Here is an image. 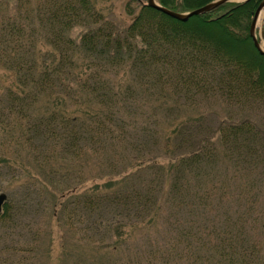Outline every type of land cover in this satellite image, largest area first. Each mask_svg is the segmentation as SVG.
<instances>
[{
	"label": "trees",
	"instance_id": "trees-1",
	"mask_svg": "<svg viewBox=\"0 0 264 264\" xmlns=\"http://www.w3.org/2000/svg\"><path fill=\"white\" fill-rule=\"evenodd\" d=\"M5 1L25 8L0 17V64L26 126L0 159V264H41L35 221L50 215L82 241L110 232L96 264H264V56L250 35L263 0L187 22L137 0L128 26L90 0ZM157 1L185 13L214 0Z\"/></svg>",
	"mask_w": 264,
	"mask_h": 264
},
{
	"label": "rangeland",
	"instance_id": "rangeland-1",
	"mask_svg": "<svg viewBox=\"0 0 264 264\" xmlns=\"http://www.w3.org/2000/svg\"><path fill=\"white\" fill-rule=\"evenodd\" d=\"M39 1L40 0H35V1L30 0L29 1L30 4L34 2L31 5V9L34 6L36 8V6L39 4ZM90 1L93 2V4L95 5L94 7H96V10L98 12H101L105 16L106 19H111L116 22H119V19H120V21L123 22L124 26H128L131 23L134 16L138 13L139 6H140L139 1L137 0L135 1L134 0H90ZM140 1L142 3V2H146L147 0H140ZM5 3L6 4H3L0 6V17L6 14L7 12L10 15H15V17L20 15L19 9H23L21 6L22 5L21 1L18 2V5H20L19 7L17 6L16 1H15V4L14 2H11V4H8L7 1H5ZM128 5H130L131 11H134L133 15L128 14ZM21 17H22V14H21ZM257 30L259 32V29ZM36 39L39 41V45L37 47V50H38L37 53L38 55H40V52L44 53L45 51L48 50V46L45 43L43 38H40L39 36H37ZM41 56H44V55L42 54ZM13 83L14 81H13L12 74L7 73L6 67L0 64V159L5 158L4 154L12 156L14 155L15 152L17 153L21 149L18 146H16V142H18L17 141L18 139H19V143H22L23 141H25L23 131H24V127L26 126V122L20 119L18 114L12 111L9 112V110L12 109V107L19 108L20 104L25 109V105H23L22 103L19 104V103L10 102L9 89L13 87L12 86ZM40 105L42 104L40 103ZM199 109H201L202 113H205V114L214 113V115L216 114L224 115V113L222 112L223 108H221L220 104H217V103H211V102L206 103L204 101L200 103ZM189 114L197 116V113L193 111L189 112ZM19 146L22 147V145H19ZM88 163H89L88 164L89 167L86 168V172H85L86 175L91 176V177L95 176L96 178H98L100 176L99 174L100 169L98 170V167L96 166V162L94 160H91ZM78 168L79 167H77L75 170V167L67 165L66 168L63 169V171L64 173L68 172L67 174L75 175V173L78 171ZM0 182H3L2 184L7 185V182L5 181V177L3 176L2 178H0ZM261 185H263V188H264V182H262ZM0 193H4V192L0 191ZM263 195H264V191L259 193L258 195L259 197L257 198V201H256L257 206L258 204L262 202L263 200L262 197H264ZM245 199L247 200L248 198H245ZM234 206H235V209L240 212L245 211V209L247 208L246 207L247 204L245 200H243L241 204H237ZM251 216L252 218L256 219V215L254 211H252ZM31 219H34V216H31ZM256 220H257V223L255 224H257L256 227L258 228L256 232L261 233V231L259 230V227H261L262 223H264V220L261 221L260 218ZM38 221L39 223L41 222L40 224H42L41 225L42 227L43 225L44 227H46L45 231H46V236H47L46 237L44 235L42 242H40L37 247L39 250L37 251L38 254L36 255H38L41 258V264L43 263H46V264H62V263L63 264H96V263H100L98 259H100L101 257L96 260V258H94L95 257L94 253H98L99 249H102L103 251L106 250V248L101 247L100 245L106 246L105 244L109 241L108 239H110L111 237V234L109 235L110 233L109 231H107L106 229L102 227L101 232L98 233L97 232L98 230H96V232L93 235H91L93 236L92 238H89V237L86 238L85 236L86 241H82L81 239L84 237L79 236L81 233L78 230H77L78 232H75V229L73 228L70 229L69 226L64 225L65 223H67L66 221H64V218H63V223H61L62 227L56 223V220L55 218L53 219L52 215L48 216V218L45 221L39 218L35 222H38ZM63 231H64V234L67 236L66 243L59 237L61 236V234L63 235ZM98 240H100L101 242L98 243ZM63 243H65V245L63 246L64 248L61 247ZM4 256H6V254ZM16 257H17V260H13L10 264H20L18 262L21 259L20 256L16 255ZM93 260L94 262H92Z\"/></svg>",
	"mask_w": 264,
	"mask_h": 264
},
{
	"label": "water",
	"instance_id": "water-1",
	"mask_svg": "<svg viewBox=\"0 0 264 264\" xmlns=\"http://www.w3.org/2000/svg\"><path fill=\"white\" fill-rule=\"evenodd\" d=\"M249 0H214L213 2L192 10V12H185V13H179L174 12L164 6L161 5L157 0H147V5L151 8L157 9L160 12H163V14H166L167 16L174 18L176 20H179L181 22H187L194 16H200L203 14H206L218 7H220L223 4L227 3H241V2H247ZM264 13V0L261 2L259 8H257L254 20L251 25L250 29V35L252 37L255 49L264 56V17L263 21L261 23V26L258 25L259 18L261 14ZM259 29V32L258 30ZM8 195L6 193H0V213H2L4 205L6 201L8 200Z\"/></svg>",
	"mask_w": 264,
	"mask_h": 264
},
{
	"label": "bare ground",
	"instance_id": "bare-ground-1",
	"mask_svg": "<svg viewBox=\"0 0 264 264\" xmlns=\"http://www.w3.org/2000/svg\"><path fill=\"white\" fill-rule=\"evenodd\" d=\"M263 17H264V13L261 14L260 18H259V22H258V25L261 26V23L263 21ZM264 46V44H263Z\"/></svg>",
	"mask_w": 264,
	"mask_h": 264
}]
</instances>
